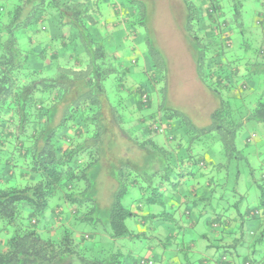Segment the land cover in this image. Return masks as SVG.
<instances>
[{
    "label": "trees",
    "instance_id": "obj_1",
    "mask_svg": "<svg viewBox=\"0 0 264 264\" xmlns=\"http://www.w3.org/2000/svg\"><path fill=\"white\" fill-rule=\"evenodd\" d=\"M242 1L182 0L179 29L196 77L217 102L199 125L168 102L167 59L149 36L150 0H0V264H161L166 249L170 264H196L195 241L179 246L172 230L194 231L202 215L211 227L221 222L202 188L214 193L220 157L247 160L236 143L243 127L264 125V11L253 47L237 22ZM126 25L146 29L147 80L108 42ZM110 76L117 100L104 86ZM246 174L256 180L253 169ZM98 175L113 185L104 209ZM258 187L262 211L241 206L245 220L264 215V182ZM103 232L125 243L99 244ZM146 234L162 247L157 261L130 247ZM222 247L199 264H237ZM243 264H264V254L252 249Z\"/></svg>",
    "mask_w": 264,
    "mask_h": 264
},
{
    "label": "rangeland",
    "instance_id": "obj_2",
    "mask_svg": "<svg viewBox=\"0 0 264 264\" xmlns=\"http://www.w3.org/2000/svg\"><path fill=\"white\" fill-rule=\"evenodd\" d=\"M125 1H130V5L133 3V0ZM195 1L197 0H192V3L197 5ZM222 1L225 2V0ZM150 2L153 8H147L148 12L152 10V18L150 19L152 29L149 27V36L153 39L154 37L156 38V42L160 46L159 49L167 59L168 102L172 107L185 111L195 123L204 125L208 122L209 114L216 107L217 102L196 77L191 60V51L188 47L189 43L179 29L182 16V0H150ZM242 2L241 20L237 22L242 23L243 34L247 37L244 39V42L246 44H253V47H255L256 42L259 41L256 34V27L258 26L256 23L257 13L264 11V5H262L264 4V0H243ZM111 21L112 19L109 20L108 25L112 24ZM231 21H233V18ZM234 23L236 24V22ZM110 34L111 37L108 42L111 47L113 49L116 47L121 54H125L122 53L123 51H127V54H129H125L124 56L126 67L132 71L142 68L144 72L142 71L139 74V78L147 80L148 76L152 73L153 67L147 52V44L144 40L146 29L143 27L137 33H132V28L126 25L125 28L124 26H120L118 29H113ZM238 39L240 38L238 37ZM19 43L23 45L24 40L19 39ZM133 43L137 46L136 51H130ZM104 86L107 92L113 95L112 98L117 100V94H113L115 90L113 76L108 77L104 81ZM252 132L256 135L255 140L245 147L243 145L244 138ZM236 143L237 147L248 153L246 155L247 160L227 161L220 157L221 166L216 168L213 173H220V180H214V184L211 185L215 190L214 193L208 188H202L206 197L210 198L207 200L209 206H213L214 210H217L216 218L222 223L228 221L231 225H223L218 221L217 225L211 227L205 222L206 217L202 215L200 223L194 232L195 235L202 232L205 233L207 239L199 241L198 246L196 245L198 247L197 253H192L190 256L194 262L197 261L196 264H199L198 260L206 257L209 258L211 253L217 252L213 248L220 245H223V247L220 248L218 253L224 256L227 261H230L233 256L237 264H243L245 257L249 256L252 249L255 250L258 256L264 254V215L260 212L262 211L260 203L261 189L258 187V184L264 182L259 180L260 176L264 174V125L257 122H248L237 135ZM244 152L242 153L244 154ZM247 162L250 165L246 164ZM250 169H253V175L256 180L247 178L248 175L246 173H249ZM97 177L99 178L96 180L97 193L103 199L102 205H108L111 200L113 185H111L108 177L100 175ZM190 182L192 183L191 180ZM198 182L200 187H206L203 182L198 180L194 182V185L197 186ZM182 187L185 188L183 185ZM243 195L244 199L240 202ZM196 203L202 204V202ZM189 204L188 206L191 205ZM107 205L103 209L107 208ZM199 205L190 209V220L197 218V211L200 210ZM241 206L244 209L258 207L260 211L256 213V218L245 220L246 217L242 212ZM230 217L231 220L229 221ZM125 223L129 229H133L135 232L143 231V226L134 224L132 219H127ZM230 226H232L231 230L229 229ZM260 231L263 233V238H261L263 241L261 244L260 242L255 244L254 241L260 240ZM179 232H177L176 236L174 234L173 240L180 239ZM217 234L219 237L215 238L214 236ZM97 241H100L99 244L112 247H120L125 243L121 239L112 241L104 232L103 234L96 235ZM207 244L209 246L213 244V247L206 248ZM130 247L134 248L133 252H135V255H149L151 258L155 256V261L158 259L157 256L162 253V247L159 245L158 240H155L148 234L140 241H136V246L131 243ZM126 249L128 248L126 247ZM165 254L167 255L164 259L166 261L161 264H170L168 260L170 253L167 249ZM171 260L173 261L174 259L171 258Z\"/></svg>",
    "mask_w": 264,
    "mask_h": 264
},
{
    "label": "crops",
    "instance_id": "obj_3",
    "mask_svg": "<svg viewBox=\"0 0 264 264\" xmlns=\"http://www.w3.org/2000/svg\"><path fill=\"white\" fill-rule=\"evenodd\" d=\"M198 181H201L202 182V180H198ZM198 184H199V182H198ZM244 210V209H243ZM200 223V222H199ZM198 226V225H197ZM197 226H196V228H197ZM195 228V229H196ZM172 232H173V235L175 234V236H176V234H177V232H179V230L178 229H174V230H172ZM179 234H180V239L179 240H174V243L175 244H178L179 246H183V245H185L186 244V242H190V241H195L193 244H195V245H197L198 246V242L199 241H201L202 239H207V237H206V235H205V233H199L198 235H195V232L194 231H187V232H179ZM214 237H219V235L217 234V235H215ZM207 246H208V244H207ZM207 246H205V247H207ZM201 247H203V246H201Z\"/></svg>",
    "mask_w": 264,
    "mask_h": 264
},
{
    "label": "clouds",
    "instance_id": "obj_4",
    "mask_svg": "<svg viewBox=\"0 0 264 264\" xmlns=\"http://www.w3.org/2000/svg\"><path fill=\"white\" fill-rule=\"evenodd\" d=\"M84 159L87 160L88 159L87 156H85ZM21 186H23V185H21Z\"/></svg>",
    "mask_w": 264,
    "mask_h": 264
},
{
    "label": "built area",
    "instance_id": "obj_5",
    "mask_svg": "<svg viewBox=\"0 0 264 264\" xmlns=\"http://www.w3.org/2000/svg\"><path fill=\"white\" fill-rule=\"evenodd\" d=\"M149 263V262H148Z\"/></svg>",
    "mask_w": 264,
    "mask_h": 264
}]
</instances>
